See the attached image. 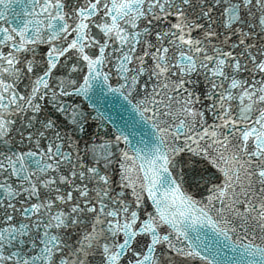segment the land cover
<instances>
[{"label": "snow or ice", "instance_id": "snow-or-ice-1", "mask_svg": "<svg viewBox=\"0 0 264 264\" xmlns=\"http://www.w3.org/2000/svg\"><path fill=\"white\" fill-rule=\"evenodd\" d=\"M0 264H264V0H0Z\"/></svg>", "mask_w": 264, "mask_h": 264}]
</instances>
